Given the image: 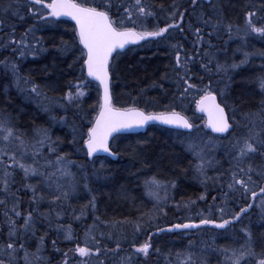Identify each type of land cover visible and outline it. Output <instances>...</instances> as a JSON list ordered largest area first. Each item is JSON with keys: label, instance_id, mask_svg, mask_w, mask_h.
<instances>
[{"label": "trees", "instance_id": "16d2710c", "mask_svg": "<svg viewBox=\"0 0 264 264\" xmlns=\"http://www.w3.org/2000/svg\"><path fill=\"white\" fill-rule=\"evenodd\" d=\"M130 2L116 0L121 16L123 5ZM144 2L151 5L156 13L155 19L147 18L144 27L151 30L156 23L164 26L172 6L176 5L181 12L187 9L182 25L184 31L170 30L171 36L166 41L146 40L122 52L115 61L118 72L112 78L113 104L120 108H141L147 112L175 110L185 113L194 125L191 139L213 148V154L205 151V157L220 163L207 166L205 175H200L196 171L200 161L188 150L190 132L158 125L150 126L143 134L116 136L111 147L119 153L118 160H89L83 142L99 110L101 89L86 75L83 48L78 42L75 25L68 20H39L29 12V0H0V21L3 22L0 24V61L7 60L18 66V72L14 74L10 67L0 63V113L11 116L16 127L33 141L38 129L47 130L55 151L44 148V156L52 163L42 171L59 172L55 163L57 155L74 164L73 175L69 176L72 181L62 183L56 179V183L51 182L54 195H46L39 185L43 182L40 176L36 181L33 177L26 179L18 168L13 172L8 193L0 185V200L6 201V205H0V248H5L17 237L18 243L24 244V250H20L17 243L15 264H27L25 250L33 264H63L64 253H67L69 264H80L79 259L71 258L73 255L69 251L76 249L77 244L85 246L89 229L88 243L93 242L91 237L94 236L103 249L109 250L99 258L93 257L92 264H101L97 260H107L106 256L118 263L121 257L129 256L130 264H185L189 253L192 260L187 264H201L202 261L203 264H224L220 249H239L245 245L246 237L242 230L248 227L252 232L255 252L258 255L264 252V211L260 198L253 202L250 197L242 198L239 192L228 188L231 182L228 172L230 154L235 153L231 146L233 137L229 134L213 135L203 125L197 127L204 124V118L196 112L200 93L190 90L181 98L177 85L179 70L175 61L178 49L172 47L181 46L182 59L186 54L195 55L197 49L201 56L205 51L209 53V56H203L202 62L208 64L210 72L201 67L199 57L190 67L196 77H203V84L212 82V89L219 95L220 101L229 105L226 109L230 119L233 117L231 109H235V118L257 112L264 104V89L259 83L264 77V56L257 54L264 50V39L256 35L245 39L243 31L238 33L236 26L243 28L245 13L260 10L264 4L262 0H211L209 3L199 0L193 9L190 0ZM9 6L11 9L5 12ZM116 11L117 8H113L110 13L113 19H118ZM17 12L19 15L14 14ZM258 14L264 18V10ZM201 18H211L213 22L221 18L223 24L233 25L231 38L223 27L209 37L207 33L213 32V29L210 25L203 26ZM195 27L202 28L205 42L194 47ZM137 30H141L139 20ZM10 37L17 41L25 39L30 50L16 48L14 51L13 46L8 44ZM21 51H25V55L21 56ZM218 64L227 70H218ZM233 64L238 67H231ZM33 84L39 86L41 95L30 91ZM74 84H80L85 95L78 102L69 103L66 95L70 89L76 91L72 88ZM243 120L245 125L248 124ZM246 130L247 126H239L235 135L238 137ZM26 162L31 163V159ZM40 162L43 164L44 160ZM251 163L258 168L264 165V160L256 156ZM152 177L175 185L169 186L167 191L160 190L163 198L160 201L147 194L145 181ZM28 184L36 188V200L33 199V192L26 187ZM57 184H65L63 190L70 192L66 200L54 199L59 194ZM73 186L80 191L78 197L73 195L76 194ZM93 197L95 208L90 204ZM14 202L18 204L19 217L10 211ZM248 203L253 206L247 216L228 230L202 225L200 229L157 231L175 223H199L202 216L219 222V207L225 208L226 218H230L240 206ZM29 212L33 216L32 223L24 231V220ZM10 221H15L17 228V237L12 240L9 239ZM135 224L143 225L140 231H136ZM69 227L73 236L71 240L65 239ZM101 233L104 235L101 236ZM149 235L153 248L159 249V252L150 251V255L144 258L135 253L133 245L144 243ZM53 241L56 242L55 247ZM117 243L119 250L111 251L116 249ZM38 248L39 256L44 258L41 261H36L32 255ZM177 254H180L179 257ZM0 259L7 262V253H0ZM249 264H255V261L250 259Z\"/></svg>", "mask_w": 264, "mask_h": 264}, {"label": "snow or ice", "instance_id": "6c2138e0", "mask_svg": "<svg viewBox=\"0 0 264 264\" xmlns=\"http://www.w3.org/2000/svg\"><path fill=\"white\" fill-rule=\"evenodd\" d=\"M199 0H190V5L195 9ZM264 4V0H262ZM161 9L163 6H160ZM113 8H117L116 15L118 19H113L110 13ZM11 6L5 9L8 12ZM264 10H249L245 13V23L243 28L236 26V31L239 33L243 31L244 38L248 36L256 35L259 38L264 39V18L260 17L258 12ZM187 9L184 10L186 12ZM29 12L37 17L39 20L48 21L49 18L53 20L61 17H70L75 21L76 33L78 36V42L83 46L82 54L84 56L83 65L86 68L87 76L93 78L99 82V85L103 89L102 104L100 105L99 113L92 124L88 128L84 140V147L86 149V155L93 157L98 153H108L111 156H115L116 153L112 152L109 140L113 137L114 133L121 132L123 130H129L134 127H143L150 121H160L163 124L172 125L176 128H182L190 130L188 150L193 152L199 159L200 163L196 165V171L200 175H205L207 166H211L212 161L207 160L204 154V149L191 139V130L194 128L192 122L180 112L172 110L166 113H145L137 108H117L113 105L112 101V78L115 73L118 72V67L115 63L117 58L122 54V50L128 45L139 44L141 41L151 40L156 42H163L169 39L171 36L170 30H179L181 33L184 31V12H181L180 8L176 5L172 6V11L168 14L167 22L164 26H160L156 23L154 27L149 30L144 27V22L147 18L151 17L155 19L156 13L152 9L151 5H148L144 0H131L130 3L123 5V14L119 12V7L116 0H29ZM19 15V13H14ZM137 20L141 22V30H137ZM202 25L207 27L211 26L213 32H208L207 35L211 37L214 32L218 31L221 27L229 34L233 32V25L223 24L221 18H217L215 22L211 18H201ZM3 22L0 21V24ZM31 32L32 29H29ZM193 32L196 36V45H203L204 33H202L201 27H195ZM167 34V35H166ZM27 36V33L25 34ZM8 44L13 46V50L16 48H22L24 50H30L26 44L25 39L17 41L14 37H10ZM63 47H67L63 45ZM173 48H177L175 55L177 72V85L178 90L183 95L187 94L190 90L200 93V97L197 101L198 109L201 112H206L209 117L208 127L215 133L229 134L233 137L232 148L235 150L231 155L230 167L228 169L231 182L228 184L230 191H237L241 194L242 198H249L255 202L260 198L262 211H264V165L253 167L251 160L259 156L264 160V104L257 112L245 113L243 118L248 122L247 131L245 134L236 136V128L239 126V121L235 119V109L233 111V117L230 120L229 115L226 112V108L229 107L226 101H217V95L212 89V82L203 84V77H196L193 68L190 67L197 58L201 59V67L205 71H211L208 64L203 63V56H209V53L205 51L201 56L197 49L195 55H185L182 59L180 51L181 46L172 45ZM209 47H211L209 41ZM115 54V55H114ZM257 54L264 56V50L259 51ZM20 55H25V51H21ZM247 53L245 58L247 59ZM211 62V59L209 60ZM4 66L10 67L14 74L18 72V66L10 61H0ZM241 63H244L242 61ZM231 67L235 68L238 65L233 64ZM217 69L227 70L223 65H217ZM197 79L199 82H196ZM17 82L19 77L17 76ZM260 87L264 89V77L259 81ZM80 84L72 85V88L76 89L73 92L71 89L66 95V100L69 103L78 102L85 93L81 90ZM30 91L37 95H41L39 86L33 84ZM223 103V106H222ZM54 142L51 141V137L48 135L46 129H38L34 141L28 139L25 133L21 132L15 125L13 118L9 115L0 113V185L5 193L9 192L10 183L12 182L13 172L16 168L22 170L24 177L40 176L46 180L52 181L55 173H46L41 169L50 165L52 162L44 156V148L47 147L50 152H54L55 148L52 146ZM30 158L31 163H27L26 160ZM41 159L44 163L41 164ZM56 165L61 176H72L70 166L71 161H67L64 156H56ZM255 177V178H254ZM174 184H166L163 181L152 177L145 181V188L147 194L154 197L157 201L163 199L160 196V190L167 191V188ZM33 192V199L35 196L36 188L28 184L26 185ZM85 187H87L85 185ZM258 188V191H257ZM74 190V186H73ZM57 191L59 194L55 195L54 199L59 201L61 198L65 200L70 195L69 191H64L63 186L57 184ZM14 195V194H13ZM15 199V197H14ZM203 199V197H201ZM194 203V202H193ZM90 204L95 208V197L90 201ZM0 205H6L5 200H0ZM253 204L248 203L246 206H240L238 212H234L230 218H226L225 208L219 207L220 213L219 222L215 219L203 217L199 223H175L171 227L158 228V232H171L173 230L181 229H200L201 226L212 225L217 229L228 230L231 226H234L237 222H241L242 217H246L248 210L252 208ZM18 204L13 203V207L10 211L17 217L21 215L17 211ZM162 211V209H161ZM7 215V212H6ZM32 213L29 212L24 220V231H27L32 223ZM99 219V218H97ZM102 223V222H101ZM9 239L17 237V228L15 221H10ZM141 224H135L136 231H140ZM95 227V225L93 226ZM246 237L245 245H242L239 249H220V252L224 255V264H249V260H254L255 264H264V252L258 255L253 247V238L250 227L242 230ZM91 229H89V233ZM89 233H86L85 246L81 247L79 244L76 246V253L79 257L85 258L80 264H88L89 259L95 257L99 258L102 253L106 254L108 249H103L100 245V241L96 237L92 236L91 244L88 243L87 237ZM104 234L101 233V236ZM65 239H73L71 229L67 230ZM19 238L9 242L5 248H0V253H7L8 260L0 259V264H15L17 252V243ZM43 243V238H41ZM55 247V241L52 242ZM134 246L135 253L147 258L151 252H159V249L153 248L151 243V235L145 240L144 243L139 246ZM20 250H24V244L18 243ZM120 248L119 243L116 245V249L111 251H118ZM59 251V249H57ZM40 249H37L36 253L32 255L36 261H41L44 258L39 256ZM230 253V254H229ZM178 257L180 254H177ZM65 259L63 264H69L67 259V253H64ZM24 260L27 264H33L29 261V253L25 250ZM192 260V254L189 253L186 257L185 264ZM131 257H121L120 264H130ZM101 264L103 262L101 261ZM194 264V262H193ZM203 264V261L201 262Z\"/></svg>", "mask_w": 264, "mask_h": 264}, {"label": "water", "instance_id": "95a60500", "mask_svg": "<svg viewBox=\"0 0 264 264\" xmlns=\"http://www.w3.org/2000/svg\"><path fill=\"white\" fill-rule=\"evenodd\" d=\"M204 1H207V2H209V1H211V0H204ZM60 20H68V21H70V22H72V23H74V25H75V21H73V20H71V18L70 17H61V18H59ZM142 42V41H141ZM140 42V43H141ZM139 43V44H140ZM135 45H137V44H135ZM82 46V45H81ZM131 45H128V46H126V48L124 49V50H122V52H124V51H126L129 47H130ZM82 48H83V46H82ZM115 55V54H114ZM85 72H86V75H87V71H86V68H85ZM88 77V76H87ZM89 79H91L92 81H94V82H96L98 85H99V82L98 81H95L93 78H91V77H88ZM100 86V85H99ZM111 88H112V86H111ZM100 89H101V104H102V102H103V100H102V97H103V89H102V87L100 86ZM216 94V93H215ZM217 95V94H216ZM217 101L218 102H220V99H219V97H218V95H217ZM222 106H223V104H222ZM118 108V107H117ZM137 109H139V110H142V111H144L143 109H140V108H137ZM196 110H197V113L199 114V115H201V116H203L204 117V119H205V127H206V130L208 131V132H210V133H212V134H215V135H225V134H220V133H215V132H213L209 127H208V121H209V117H208V114L206 113V112H201V111H199V109H198V105L196 104ZM145 113H149V112H146V111H144ZM226 112L228 113V111H227V109H226ZM99 113V112H98ZM160 113H166V112H160ZM156 114H159V113H156ZM182 115H184L183 113H181ZM98 115V114H97ZM229 115V114H228ZM185 117H187L186 115H184ZM97 117V116H96ZM188 118V117H187ZM96 119V118H95ZM189 119V118H188ZM229 119H230V117H229ZM95 121V120H94ZM189 121H190V119H189ZM191 122V121H190ZM94 123V122H93ZM152 125H159V126H162V127H166V128H169V129H174V130H180V131H187V132H189L190 130H186V129H182V128H176L175 126H172V125H167V124H163L162 122H160V121H150L148 124H146L145 126H143V127H134V128H132V129H129V130H123V131H121V132H118V133H114L113 134V137L109 140V145H110V148H111V150H112V152H115L113 149H112V147H111V145H112V141H113V139L117 136V135H123V134H143V133H145L147 130H148V128L150 127V126H152ZM86 150V149H85ZM116 153V155L115 156H111V155H109L108 153H103V152H101V153H98L97 155H95V156H93V157H88L89 158V160H93L95 157H107V158H110L111 160H118V158H119V153L118 152H115Z\"/></svg>", "mask_w": 264, "mask_h": 264}, {"label": "rangeland", "instance_id": "374dc122", "mask_svg": "<svg viewBox=\"0 0 264 264\" xmlns=\"http://www.w3.org/2000/svg\"><path fill=\"white\" fill-rule=\"evenodd\" d=\"M241 118V119H240ZM243 117L242 116H237L235 119L237 120V121H239V126H241V127H243V126H247L248 124H246L245 125V122H244V118L242 119ZM203 125V127L205 128V123L204 124H199L197 127L198 128H201V126ZM238 126V127H239ZM247 131V130H246ZM243 133L245 134V131H243ZM193 140V139H192ZM195 141H196V143L198 144V145H200V143H199V141L197 140V139H195ZM203 149H204V153H205V151L209 154V155H211V154H213V152H214V149L213 148H211V147H205V145H200ZM213 160V159H212ZM68 161V160H67ZM72 162V161H71ZM219 164L220 162H218V160H213L212 161V164ZM57 166V168L58 167H60V166H58V165H56ZM70 171H73L74 170V164H73V162H72V164H71V166H70V169H69ZM48 173H55V172H53V171H51V172H48ZM42 178V181L43 182H41V183H39V185L42 187V189L44 190V192L46 193V195H47V193H51V194H53L54 195V191H55V189L54 188H52V186H51V184H53V183H51V182H54V183H56V179H59L60 180V182H62V183H64V182H66V181H69V180H71L70 179V177L69 176H61L60 175V173L58 172L53 178H52V181H49V180H46L44 177H41ZM33 179L36 181L37 179H38V177L37 176H35V177H33ZM72 181V180H71ZM45 182H47V184H50V185H46L45 184ZM50 182V183H49ZM67 183H69V182H67ZM65 184H63V186H64ZM73 192H76V194H74L73 193V195L74 196H76V197H78V194H79V190H77V189H74L73 190ZM66 235H67V232H66ZM67 240H69V239H67ZM236 240H238V239H236ZM69 253L71 254V255H73V257H71L72 259L73 258H76V259H79L80 261H83L85 258H82V257H79V254L78 253H76V251H75V249L74 250H71V251H69ZM258 254V253H257ZM33 257V256H32ZM107 257V260L108 259H111L110 260V262L108 263V264H120V263H118L116 260H112V258L111 257H109V256H106ZM34 259H35V257H33ZM29 260L31 261L32 259H31V256H29ZM107 260H97V261H99V262H103V264H107ZM94 262V260L91 258V259H89V261H88V264H92ZM98 264H100V263H98Z\"/></svg>", "mask_w": 264, "mask_h": 264}, {"label": "bare ground", "instance_id": "6f19581e", "mask_svg": "<svg viewBox=\"0 0 264 264\" xmlns=\"http://www.w3.org/2000/svg\"><path fill=\"white\" fill-rule=\"evenodd\" d=\"M201 1H203V2H205V3H209V2H207V1H204V0H201ZM216 93V92H215ZM217 94V93H216ZM218 95V94H217ZM218 97H219V95H218ZM184 115H186L185 113H183ZM189 119H190V117L188 116V115H186ZM86 151V150H85ZM88 157V156H87Z\"/></svg>", "mask_w": 264, "mask_h": 264}]
</instances>
